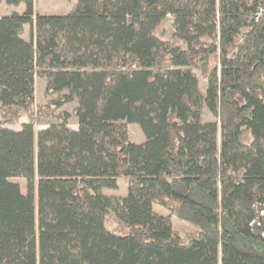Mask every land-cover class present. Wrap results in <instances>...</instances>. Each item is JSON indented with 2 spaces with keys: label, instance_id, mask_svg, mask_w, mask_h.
<instances>
[{
  "label": "trees",
  "instance_id": "16d2710c",
  "mask_svg": "<svg viewBox=\"0 0 264 264\" xmlns=\"http://www.w3.org/2000/svg\"><path fill=\"white\" fill-rule=\"evenodd\" d=\"M4 1L25 8L0 15V117L28 119H0V264H264V0ZM167 16L172 42L156 34ZM119 179L125 195L103 191Z\"/></svg>",
  "mask_w": 264,
  "mask_h": 264
},
{
  "label": "rangeland",
  "instance_id": "374dc122",
  "mask_svg": "<svg viewBox=\"0 0 264 264\" xmlns=\"http://www.w3.org/2000/svg\"><path fill=\"white\" fill-rule=\"evenodd\" d=\"M34 1H35V4H36L38 10L43 9V10H60L61 11V10L67 9L73 0H34ZM173 29L174 28H173V24H172V17L167 16L158 25V28L156 30V34L162 40H164L166 42H172L174 39L173 38ZM242 38L243 37H241L240 41H242ZM179 44L181 45V42H179ZM192 69L198 77L200 90L203 93H205L206 80L201 76L200 69L194 68V67H192ZM35 84H36V88H37V93H36V97H35L36 104H44L47 101V99L44 95L43 81H42L41 77H39V76L37 77V83H35ZM76 104H77L76 100L66 102L62 106H60L56 111L49 112L46 119L50 120V121H57V120H59V118L56 114L59 112V110H67V111L71 112L72 108ZM201 112H202V116L205 120L217 121V118L215 117L213 112L206 105H204L202 107ZM0 119L5 126L18 129V128H20L21 123L26 122L28 118H27V115L24 113L23 116L18 120H14L10 116L0 117ZM68 125L71 128L77 127L75 116L71 115L69 117ZM42 127H44V125L39 123V122H37L34 125L35 130L42 128ZM127 132L129 134V138L134 140V141L141 142L144 140V134H143L141 128L139 127V125L136 123H129L127 125ZM219 140H220V137H219V129H218V143H219ZM11 179L13 181L18 182L21 191L25 192V178H23L21 176H14ZM127 187H128L127 180L126 179H119L117 188H103V191L107 194H110V195L122 196V195H125V193L127 191ZM153 209L155 211H157L158 213H161L163 215L168 216L172 227L179 233V235L183 239L188 240L190 237L199 233V229L195 224H193V223H191L185 219L179 218L177 215L171 213L168 209L164 208L163 206L155 204V205H153ZM107 220H108L107 227L110 229V227L114 226L115 223L111 221L112 220L111 217H108Z\"/></svg>",
  "mask_w": 264,
  "mask_h": 264
},
{
  "label": "crops",
  "instance_id": "0c3cea01",
  "mask_svg": "<svg viewBox=\"0 0 264 264\" xmlns=\"http://www.w3.org/2000/svg\"><path fill=\"white\" fill-rule=\"evenodd\" d=\"M75 2V0H73L70 4V6L67 9L64 10H38L35 1H34V12H40V13H61V12H67L68 10H70V8L72 7L73 3ZM25 8V4L23 2H20L18 4H8L6 3L4 0H0V15L2 14H6V13H10L12 11H18V12H22ZM31 30V26L30 24H24L23 25V30H22V37L25 39L29 38V33ZM33 31H34V27H33ZM37 77H35V83H37ZM41 77L42 81H43V89H45V85H46V78L43 76H39ZM36 93H37V88L35 87L34 90V97H36Z\"/></svg>",
  "mask_w": 264,
  "mask_h": 264
},
{
  "label": "built area",
  "instance_id": "2783aa9c",
  "mask_svg": "<svg viewBox=\"0 0 264 264\" xmlns=\"http://www.w3.org/2000/svg\"><path fill=\"white\" fill-rule=\"evenodd\" d=\"M252 17L254 21L264 20V3L257 5Z\"/></svg>",
  "mask_w": 264,
  "mask_h": 264
}]
</instances>
